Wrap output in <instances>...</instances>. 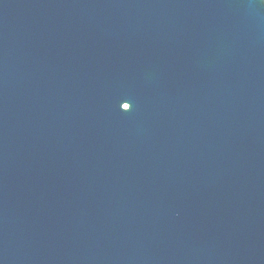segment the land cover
I'll use <instances>...</instances> for the list:
<instances>
[{"label":"water","instance_id":"1","mask_svg":"<svg viewBox=\"0 0 264 264\" xmlns=\"http://www.w3.org/2000/svg\"><path fill=\"white\" fill-rule=\"evenodd\" d=\"M0 264H264V2L0 0Z\"/></svg>","mask_w":264,"mask_h":264},{"label":"snow or ice","instance_id":"2","mask_svg":"<svg viewBox=\"0 0 264 264\" xmlns=\"http://www.w3.org/2000/svg\"><path fill=\"white\" fill-rule=\"evenodd\" d=\"M126 108H127L128 110H130V109H131V105H130V104L126 105Z\"/></svg>","mask_w":264,"mask_h":264},{"label":"clouds","instance_id":"3","mask_svg":"<svg viewBox=\"0 0 264 264\" xmlns=\"http://www.w3.org/2000/svg\"><path fill=\"white\" fill-rule=\"evenodd\" d=\"M262 2H264V0H262Z\"/></svg>","mask_w":264,"mask_h":264}]
</instances>
